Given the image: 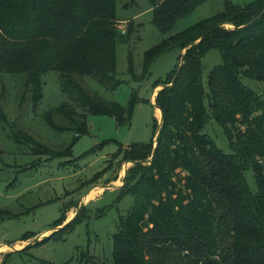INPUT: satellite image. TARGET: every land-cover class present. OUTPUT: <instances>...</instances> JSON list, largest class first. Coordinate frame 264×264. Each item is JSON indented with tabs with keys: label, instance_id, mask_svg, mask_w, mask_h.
<instances>
[{
	"label": "trees",
	"instance_id": "1",
	"mask_svg": "<svg viewBox=\"0 0 264 264\" xmlns=\"http://www.w3.org/2000/svg\"><path fill=\"white\" fill-rule=\"evenodd\" d=\"M206 1L149 3L154 24L167 34ZM117 23L116 0H0V72L26 75L34 108L44 95L43 75L58 72L62 91L76 104L64 101L47 114V122L74 131V143L88 133L87 115H107L123 125L139 101L133 91L126 107L107 102L79 81L92 77L111 90L120 84ZM132 30L130 25L128 33ZM211 49L220 51L222 63L209 71L205 83L202 57ZM172 50L179 57L186 50L184 63L176 79L178 68L160 80L165 86L155 104L163 122L155 141L153 136L127 147L112 139L103 143H117L123 159L135 162L120 188V197L131 194L134 202L113 235V264H264V98L243 81H264V0L226 1L217 14L163 38L145 52L138 78H146L154 61ZM129 72L137 78L131 54ZM6 120L0 103V122ZM212 120L223 128L231 153L205 132ZM154 128L155 134V122ZM248 170L255 191L248 185Z\"/></svg>",
	"mask_w": 264,
	"mask_h": 264
},
{
	"label": "rangeland",
	"instance_id": "2",
	"mask_svg": "<svg viewBox=\"0 0 264 264\" xmlns=\"http://www.w3.org/2000/svg\"><path fill=\"white\" fill-rule=\"evenodd\" d=\"M226 1L242 5L255 0H207L164 34L153 22L149 0H116L117 25L122 35L116 44V80L120 84L111 90L92 77H80L79 81L104 101L126 107L133 91L138 93L139 101L127 111L130 122L123 125L107 115H87L88 133L75 143L74 131L60 130L47 122V114L64 101L74 103L62 91L58 72L43 75L44 95L36 108L31 94L26 93V75L0 72V103L7 119L0 122V248L6 247L0 251V264L5 256L9 257L7 264H65L69 260L71 264H113V235L121 216L127 215L134 202L131 194L120 197V188L135 164L123 159L115 142L127 147L149 142L153 136L155 141L161 119L156 98L163 88L162 81L181 62L180 52L172 50L154 61L146 78L139 79L144 54L163 38L217 14ZM130 25L133 30L128 33ZM225 26L232 28L230 24ZM129 54L136 79L129 72ZM221 63L217 49L202 57L205 83L209 71ZM156 80L162 81L155 84ZM243 81L264 98V81ZM77 110L84 112L82 107ZM53 114L55 121L61 123L60 116ZM205 132L225 153H231L228 138L216 121L212 120ZM24 136L48 147L52 155L39 151ZM110 139L115 142L103 144ZM70 145L71 152L67 150ZM245 176L255 191L252 171H246ZM101 188L86 199L88 193ZM76 218L78 222L64 231ZM27 232L35 234L23 239ZM53 234L56 238L49 239Z\"/></svg>",
	"mask_w": 264,
	"mask_h": 264
},
{
	"label": "water",
	"instance_id": "3",
	"mask_svg": "<svg viewBox=\"0 0 264 264\" xmlns=\"http://www.w3.org/2000/svg\"><path fill=\"white\" fill-rule=\"evenodd\" d=\"M120 37L122 38V35H120ZM197 43V42H196ZM195 43V44H196ZM192 45H194V44H192ZM192 45H190V46H192ZM185 51L186 50H183V52H182V55H181V62H180V65H179V67H178V69H177V72H176V75H175V77H174V79H176V77H177V75L179 74V72H180V70H181V67H182V65H183V63H184V55H185ZM165 85H163V87H164ZM153 102V101H152ZM154 103V102H153ZM155 107L156 108H158V109H160L159 107H157L156 106V104H155ZM160 111H161V109H160ZM162 122H163V114H162V111H161V119H160V123H159V126H158V128H157V132H156V135H158V133H159V131H160V128H161V125H162ZM155 148H156V146H157V143H155ZM155 150V149H154ZM153 159V156L151 157V159L150 160H152ZM150 160H148L147 162H149ZM104 187H107L108 189H114V188H117V186H113V185H103ZM82 208V207H81Z\"/></svg>",
	"mask_w": 264,
	"mask_h": 264
},
{
	"label": "bare ground",
	"instance_id": "4",
	"mask_svg": "<svg viewBox=\"0 0 264 264\" xmlns=\"http://www.w3.org/2000/svg\"><path fill=\"white\" fill-rule=\"evenodd\" d=\"M158 111L159 112H161L160 111V109H158ZM159 115V114H158ZM102 190V188L101 189H98V190H94V191H92L91 193H88L87 195V197H86V199H90V198H92L96 193H98L99 191H101ZM6 247L5 246H3L2 248H0V251H3L4 249H5Z\"/></svg>",
	"mask_w": 264,
	"mask_h": 264
},
{
	"label": "crops",
	"instance_id": "5",
	"mask_svg": "<svg viewBox=\"0 0 264 264\" xmlns=\"http://www.w3.org/2000/svg\"><path fill=\"white\" fill-rule=\"evenodd\" d=\"M92 188H90L89 190H91ZM4 245V244H3ZM0 246H2V245H0Z\"/></svg>",
	"mask_w": 264,
	"mask_h": 264
}]
</instances>
